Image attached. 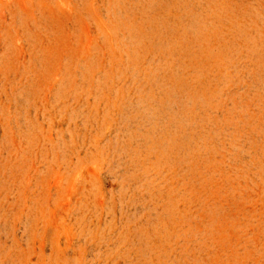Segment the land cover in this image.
Here are the masks:
<instances>
[{"label":"rangeland","instance_id":"374dc122","mask_svg":"<svg viewBox=\"0 0 264 264\" xmlns=\"http://www.w3.org/2000/svg\"><path fill=\"white\" fill-rule=\"evenodd\" d=\"M0 264H264V0H0Z\"/></svg>","mask_w":264,"mask_h":264}]
</instances>
